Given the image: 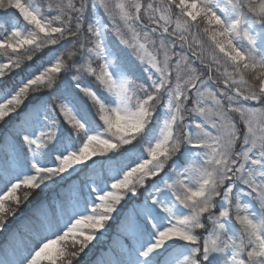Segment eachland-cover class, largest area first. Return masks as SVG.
I'll return each instance as SVG.
<instances>
[{
	"label": "snow or ice",
	"instance_id": "snow-or-ice-1",
	"mask_svg": "<svg viewBox=\"0 0 264 264\" xmlns=\"http://www.w3.org/2000/svg\"><path fill=\"white\" fill-rule=\"evenodd\" d=\"M10 10L26 23L0 32V233L44 195L0 264H98L113 225L102 264H264V0Z\"/></svg>",
	"mask_w": 264,
	"mask_h": 264
},
{
	"label": "trees",
	"instance_id": "trees-1",
	"mask_svg": "<svg viewBox=\"0 0 264 264\" xmlns=\"http://www.w3.org/2000/svg\"><path fill=\"white\" fill-rule=\"evenodd\" d=\"M21 2L27 3L28 0H21ZM0 21H3V23H0V32H3L5 27H7L9 31L11 30L12 26L23 27V24L25 23L15 10H10V14L8 16L0 15ZM112 43L113 46L115 47L117 46V44H115L114 41H112ZM134 70L136 71L137 76L140 77L142 74L141 70H136V69ZM14 119L15 117H13V121ZM7 127H8L7 125L0 126V132H6ZM8 139L11 140V137L9 136ZM3 159H4V153L3 151H0V161H2ZM103 177H108V173L104 170H101L98 171V173L89 172L87 174H82L80 176V180L84 183L90 184L92 182H96L97 179H102ZM0 194H2V192H0ZM43 195H44L43 193L37 191L32 197L31 204L22 206L17 216L14 218H10L7 231L0 233V247H2L7 242L9 233L16 227L20 219L28 213L29 208L35 203H37L43 197ZM114 232H115V225H113V227L108 231L107 236L104 239V242H102L101 245L94 247L90 256L91 260L97 261L98 264H102V262L106 259L104 253L107 251L108 245L111 242Z\"/></svg>",
	"mask_w": 264,
	"mask_h": 264
},
{
	"label": "rangeland",
	"instance_id": "rangeland-1",
	"mask_svg": "<svg viewBox=\"0 0 264 264\" xmlns=\"http://www.w3.org/2000/svg\"><path fill=\"white\" fill-rule=\"evenodd\" d=\"M22 3H24V2H22ZM17 12V11H16ZM18 13V12H17ZM21 19H22V17H20ZM23 20V19H22ZM26 23V22H25ZM115 42V44H117V46L116 47H120L119 46V44H118V42H116V41H114ZM123 51V53H124V55L125 56H127V53H126V50H122ZM128 60H129V62L134 66V69H136V70H141V72H142V69H140L138 66H136V64H135V61H133V60H131V58L129 57L128 58ZM147 147V145H145V147L144 148H146ZM104 171H106L107 173H108V177H110L111 176V172L109 171V170H107V169H104ZM99 180V181H98ZM100 181H101V179H97V181L95 182V183H100ZM110 179L108 180V183L110 184ZM94 184V182H92V183H90L89 185H93ZM105 185L103 184V183H101V187H104ZM99 191V190H98ZM93 199H95V197H93ZM91 209H90V206H89V211H90ZM100 210H102V209H100ZM50 238H52V239H55V236H51ZM70 242V241H69ZM102 242H104V240H102V241H100V242H93L94 244H95V246H98V245H101V243Z\"/></svg>",
	"mask_w": 264,
	"mask_h": 264
}]
</instances>
